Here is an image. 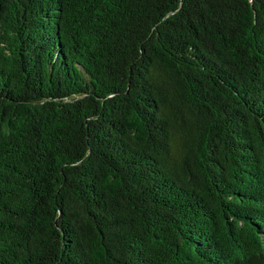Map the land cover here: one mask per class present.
I'll return each instance as SVG.
<instances>
[{"label": "trees", "instance_id": "1", "mask_svg": "<svg viewBox=\"0 0 264 264\" xmlns=\"http://www.w3.org/2000/svg\"><path fill=\"white\" fill-rule=\"evenodd\" d=\"M0 264H264V0H0Z\"/></svg>", "mask_w": 264, "mask_h": 264}]
</instances>
